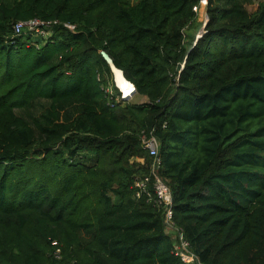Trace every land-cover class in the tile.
Masks as SVG:
<instances>
[{"label":"trees","instance_id":"16d2710c","mask_svg":"<svg viewBox=\"0 0 264 264\" xmlns=\"http://www.w3.org/2000/svg\"><path fill=\"white\" fill-rule=\"evenodd\" d=\"M255 1L209 0L197 40L198 0H0V264H187L135 198L153 163L143 132L160 140L190 264H264ZM32 19L59 23L47 41L14 36ZM103 51L147 102L110 100Z\"/></svg>","mask_w":264,"mask_h":264},{"label":"built area","instance_id":"2783aa9c","mask_svg":"<svg viewBox=\"0 0 264 264\" xmlns=\"http://www.w3.org/2000/svg\"><path fill=\"white\" fill-rule=\"evenodd\" d=\"M198 5L195 7V12L199 22L202 23V29L197 34V40L203 37L205 28L209 23L208 5L209 0H198ZM58 21L32 19L29 21H20L13 27L14 36L20 37L23 34H31L35 38H41L44 41L49 40L54 32V27ZM65 27L71 31H75V27L70 24H65ZM135 87V86H134ZM122 91V90H121ZM136 91V89H135ZM114 92H108L110 100ZM136 93V92H135ZM121 100L128 102V97L122 91ZM111 107H114L111 104ZM142 145L145 151L148 152L153 159L150 170V175L138 178L134 183L135 198L137 200L146 198L147 202L163 213L165 225L172 230L178 231L174 222V198L168 182L162 177L161 171L163 168L162 159L160 157V140L155 136H148L145 132L142 133ZM180 244L174 246V254L179 257L184 263L190 264L198 260L197 256L192 252L190 244L185 240L183 234L178 231ZM57 259L61 258V250L58 249L55 254Z\"/></svg>","mask_w":264,"mask_h":264},{"label":"rangeland","instance_id":"374dc122","mask_svg":"<svg viewBox=\"0 0 264 264\" xmlns=\"http://www.w3.org/2000/svg\"><path fill=\"white\" fill-rule=\"evenodd\" d=\"M263 1H264V0H256V1L254 2V4H253L252 6L249 7V10H250L251 12H255V11L257 10L258 5H259L261 2H263ZM133 2L136 4V3L138 2V0H133ZM201 29H202V27H201L199 30H197L196 33H198ZM190 31H193V32H194V28H192V29H190V30H187L186 33H187V34H190ZM196 33H195V34H196ZM198 34H199V33H198ZM115 78H116V75L114 76V83H113V84H112V82H110V83L107 84V85H103V88H105L106 92H114L113 94H117V93H116V90H115V88H117V89H118V92H120L121 95H123V94H122V91H121V90H123V88H122L121 86H119L118 83H116ZM131 85H132V84H131ZM132 86H133V85H132ZM133 87H134V86H133ZM134 90H135V88H134ZM124 91H125V90H124ZM147 101H148L147 98H145V97H140V96L136 95L135 98H133V101H132V100H131V101L128 100V103L139 105V104L144 103V102H147ZM89 158H90V160H91V157L88 155V162H90V161H89ZM164 230H165V232H166V233L172 238V241H173L174 246H178V248H179V247H180V246H179V244H180V239H179V237H180V236H179V234H178V231L172 230L171 228L169 229L167 226H165ZM82 237L85 239V241H88V237H85L84 234H82Z\"/></svg>","mask_w":264,"mask_h":264},{"label":"bare ground","instance_id":"6f19581e","mask_svg":"<svg viewBox=\"0 0 264 264\" xmlns=\"http://www.w3.org/2000/svg\"><path fill=\"white\" fill-rule=\"evenodd\" d=\"M115 75H116V83L119 84V86H121L123 88V93L126 94V96L128 97L129 101H133V98H135V96L137 95L134 90L135 87H133L131 85L130 82H128L126 80V78H124V75L121 71L115 70ZM125 90V91H124Z\"/></svg>","mask_w":264,"mask_h":264},{"label":"water","instance_id":"95a60500","mask_svg":"<svg viewBox=\"0 0 264 264\" xmlns=\"http://www.w3.org/2000/svg\"><path fill=\"white\" fill-rule=\"evenodd\" d=\"M101 54H102L103 58L105 59V61L111 66L113 73L115 74V70H118V69L115 67L113 59L104 51ZM118 71H120V70H118ZM123 75H124V73H123Z\"/></svg>","mask_w":264,"mask_h":264},{"label":"crops","instance_id":"0c3cea01","mask_svg":"<svg viewBox=\"0 0 264 264\" xmlns=\"http://www.w3.org/2000/svg\"><path fill=\"white\" fill-rule=\"evenodd\" d=\"M194 33H196V31L194 30V32L193 31H190V34H194ZM146 98V97H145Z\"/></svg>","mask_w":264,"mask_h":264}]
</instances>
